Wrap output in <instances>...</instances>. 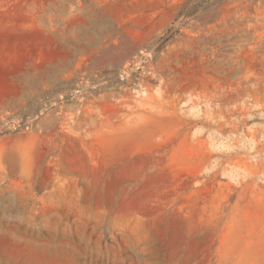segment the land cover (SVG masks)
Returning <instances> with one entry per match:
<instances>
[{
  "label": "rangeland",
  "instance_id": "obj_1",
  "mask_svg": "<svg viewBox=\"0 0 264 264\" xmlns=\"http://www.w3.org/2000/svg\"><path fill=\"white\" fill-rule=\"evenodd\" d=\"M0 264H264V0H0Z\"/></svg>",
  "mask_w": 264,
  "mask_h": 264
}]
</instances>
